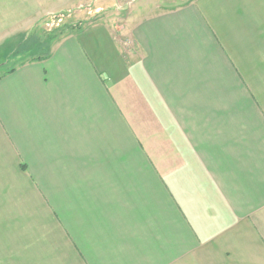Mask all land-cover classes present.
<instances>
[{"label": "crops", "instance_id": "0c3cea01", "mask_svg": "<svg viewBox=\"0 0 264 264\" xmlns=\"http://www.w3.org/2000/svg\"><path fill=\"white\" fill-rule=\"evenodd\" d=\"M166 2L0 0L70 21L0 77V264H264V0Z\"/></svg>", "mask_w": 264, "mask_h": 264}, {"label": "rangeland", "instance_id": "374dc122", "mask_svg": "<svg viewBox=\"0 0 264 264\" xmlns=\"http://www.w3.org/2000/svg\"><path fill=\"white\" fill-rule=\"evenodd\" d=\"M167 1V5L171 7L179 6L183 3L190 2L191 0H164ZM129 8L124 7L122 9L110 8L102 13L107 15L106 17L120 16L122 19L119 20V24L124 22L123 19L129 15ZM100 16H94L91 20L93 22H99ZM69 18L63 16H53L46 19L42 24L37 26L27 37H18L10 41V44L6 45L0 50V77L5 73L12 70L15 66L30 60L37 58L38 56H43L50 52L53 43L57 42L62 38V33L66 32ZM90 21V22H91ZM14 44L17 47L12 51L10 55L5 56Z\"/></svg>", "mask_w": 264, "mask_h": 264}]
</instances>
